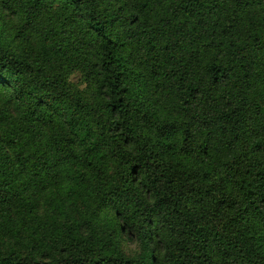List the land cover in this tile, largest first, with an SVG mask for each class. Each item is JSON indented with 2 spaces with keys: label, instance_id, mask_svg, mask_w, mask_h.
<instances>
[{
  "label": "trees",
  "instance_id": "trees-1",
  "mask_svg": "<svg viewBox=\"0 0 264 264\" xmlns=\"http://www.w3.org/2000/svg\"><path fill=\"white\" fill-rule=\"evenodd\" d=\"M30 188L112 235L0 264H264V0H0V211Z\"/></svg>",
  "mask_w": 264,
  "mask_h": 264
},
{
  "label": "rangeland",
  "instance_id": "rangeland-1",
  "mask_svg": "<svg viewBox=\"0 0 264 264\" xmlns=\"http://www.w3.org/2000/svg\"><path fill=\"white\" fill-rule=\"evenodd\" d=\"M70 81L84 87L79 73H72ZM27 194V205L35 207L34 212L17 213L11 217L12 221L9 214L0 211L1 255H6L11 251L33 253L37 258L47 260L55 253L51 237L57 231L60 232L62 240L69 235H75L87 243H96L99 238L112 235L102 219H96L97 217L92 212L82 207L65 202L59 205L54 200L53 193L48 190L35 191L30 188ZM54 196L58 197L59 201L60 196L57 193ZM18 209L22 211L24 208L19 207ZM117 247L126 256H132L138 251L136 247L122 239L118 240Z\"/></svg>",
  "mask_w": 264,
  "mask_h": 264
}]
</instances>
